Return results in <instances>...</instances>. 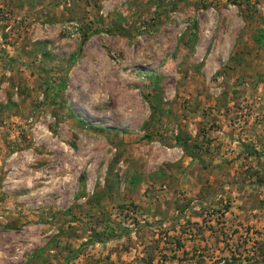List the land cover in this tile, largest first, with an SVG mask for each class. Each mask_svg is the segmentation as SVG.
I'll use <instances>...</instances> for the list:
<instances>
[{
  "label": "rangeland",
  "instance_id": "obj_1",
  "mask_svg": "<svg viewBox=\"0 0 264 264\" xmlns=\"http://www.w3.org/2000/svg\"><path fill=\"white\" fill-rule=\"evenodd\" d=\"M0 264H264V0H0Z\"/></svg>",
  "mask_w": 264,
  "mask_h": 264
},
{
  "label": "trees",
  "instance_id": "obj_2",
  "mask_svg": "<svg viewBox=\"0 0 264 264\" xmlns=\"http://www.w3.org/2000/svg\"><path fill=\"white\" fill-rule=\"evenodd\" d=\"M153 96H154V98H155V97L157 96V94H154ZM150 103L153 104V106H152L153 108H152V109H154V110H153V113L155 114V113H156V110H157V107H156L155 103H153V102H151V101H150ZM105 240H107V239H104V241H105ZM78 250H80V248L77 249V251H75V252H78Z\"/></svg>",
  "mask_w": 264,
  "mask_h": 264
}]
</instances>
